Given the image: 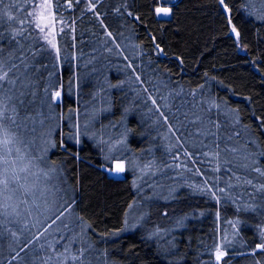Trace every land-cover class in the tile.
<instances>
[{
	"label": "trees",
	"instance_id": "trees-1",
	"mask_svg": "<svg viewBox=\"0 0 264 264\" xmlns=\"http://www.w3.org/2000/svg\"><path fill=\"white\" fill-rule=\"evenodd\" d=\"M161 6L170 19L157 17ZM263 7L0 3L4 114L20 138L43 115V162L69 183L88 238L113 264H264ZM116 160L127 162L123 179L103 168ZM1 232L0 264H12Z\"/></svg>",
	"mask_w": 264,
	"mask_h": 264
},
{
	"label": "rangeland",
	"instance_id": "rangeland-1",
	"mask_svg": "<svg viewBox=\"0 0 264 264\" xmlns=\"http://www.w3.org/2000/svg\"><path fill=\"white\" fill-rule=\"evenodd\" d=\"M44 22L47 32L53 33L50 19L47 17ZM57 92L61 95L59 101ZM57 92L53 101L62 103L63 92ZM7 117L4 114L0 122L14 143L10 144L12 151L8 154L0 145V181L8 180L7 188L0 183V226L1 234L16 253L12 264H113L88 238L69 183L61 178L60 170L43 162V115L30 123L36 126L35 134L23 138L17 136V129ZM33 144L39 147L33 148ZM118 164L123 165L125 173L126 160H116L112 168H103L113 175ZM143 172L149 174L146 167ZM220 251L224 255L218 261L222 262L226 252Z\"/></svg>",
	"mask_w": 264,
	"mask_h": 264
},
{
	"label": "snow or ice",
	"instance_id": "snow-or-ice-1",
	"mask_svg": "<svg viewBox=\"0 0 264 264\" xmlns=\"http://www.w3.org/2000/svg\"><path fill=\"white\" fill-rule=\"evenodd\" d=\"M0 3H3V0H0ZM157 11L159 12L160 10L158 9ZM165 11H167V10H165ZM37 27H39V25H37ZM41 31H43V29H41ZM232 32L235 33V35H237V36L239 35V33L236 31L234 26L232 28ZM20 34H22V33H20ZM109 35H111V34L109 33ZM6 78H7V73H3L2 75H0V80H4ZM55 95L57 97H59L60 93L57 92ZM6 107L7 106L3 103V101L0 100V117H3L4 111L6 110ZM0 136L3 137V139L0 140V145L3 146L5 154H8L9 152L12 151V149L10 147V144L14 143V141L8 139V136H9L8 130L3 127L2 122H0ZM16 151H18V149ZM115 171L117 173L123 172L124 171L123 165L122 164H118L116 166V168H115ZM257 171H259V169H257ZM0 183H2L5 186V188H7V185H8V180L7 179H4L3 181H0ZM257 247L264 249V244L258 245ZM223 255H224V253L221 252L218 249L217 253H216V258L219 260L221 258V256H223Z\"/></svg>",
	"mask_w": 264,
	"mask_h": 264
},
{
	"label": "water",
	"instance_id": "water-1",
	"mask_svg": "<svg viewBox=\"0 0 264 264\" xmlns=\"http://www.w3.org/2000/svg\"><path fill=\"white\" fill-rule=\"evenodd\" d=\"M158 9L160 10L159 12L157 11ZM165 10H167V11H165ZM156 14H157V17L159 19H170L172 17V7H170V6L158 7L156 9ZM60 99H61V95H59V97H57V101H59ZM112 176L115 178H121V179L126 177V175L122 172L121 173L115 172Z\"/></svg>",
	"mask_w": 264,
	"mask_h": 264
}]
</instances>
